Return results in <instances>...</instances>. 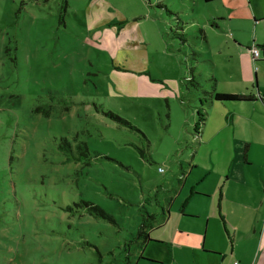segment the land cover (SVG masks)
Wrapping results in <instances>:
<instances>
[{
    "label": "rangeland",
    "instance_id": "374dc122",
    "mask_svg": "<svg viewBox=\"0 0 264 264\" xmlns=\"http://www.w3.org/2000/svg\"><path fill=\"white\" fill-rule=\"evenodd\" d=\"M157 1L0 0V264H218L191 241L229 259L264 213V0H159L185 44Z\"/></svg>",
    "mask_w": 264,
    "mask_h": 264
},
{
    "label": "trees",
    "instance_id": "16d2710c",
    "mask_svg": "<svg viewBox=\"0 0 264 264\" xmlns=\"http://www.w3.org/2000/svg\"><path fill=\"white\" fill-rule=\"evenodd\" d=\"M189 1V0H187ZM205 3H212L215 2L217 0H203ZM247 3L250 2V0H246ZM155 9L158 12V14L160 15V17L162 19H168V33L166 34V37L168 39H171L170 36L172 37V41L175 42L176 39H178L181 44H185V34L182 28V22L179 20V18L172 12L170 11L167 6H165L162 2H160L159 0L157 1L156 5H155ZM164 19V20H165ZM217 29V27H216ZM204 42L206 44L205 38ZM257 49H262L264 50V45L262 47H255ZM248 51H250V49H248ZM185 61L186 64L188 66V68H190V63L188 61V58L185 57ZM257 62H264V60H255L254 63ZM193 74V70L192 68L189 69V77L185 80V88L188 91V87L190 86L192 88L193 91H195L196 93H198V91L200 90V85L195 81ZM212 81L214 83H216V81L212 78ZM214 89V88H213ZM190 93H192V91H188ZM198 96V94H195ZM210 97H212V95L209 94ZM249 96H244V95H230V94H219V93H214L213 94V102H220V103H226V102H232V101H248ZM119 123L122 124L121 121H118ZM142 135V134H141ZM143 139L146 141L147 146H146V151L147 153L149 152V142H147V140L145 139V137L142 135ZM59 149L61 151H63V153H71V144L66 140V139H62L60 141V146ZM76 150L78 151L80 156H86L89 159V151L87 148L86 143H78L76 145ZM141 153V151H140ZM85 206L87 207V211L89 214H91L92 216L96 217V218H102V219H107L110 220V217L104 213L100 208H98L97 206L93 205V204H85ZM153 213H151V215L147 214V218H145L142 221V224L140 225L137 233L135 235H132V239L130 241V244L132 243V240H136L137 242L139 241L138 244V248L140 250H143L144 247L149 244V243H157L154 241L150 240L149 235H151L152 232H148L150 230H152L151 228V224L146 221V220H152L155 221L153 219ZM127 258V257H126ZM141 259V257L139 258Z\"/></svg>",
    "mask_w": 264,
    "mask_h": 264
},
{
    "label": "crops",
    "instance_id": "0c3cea01",
    "mask_svg": "<svg viewBox=\"0 0 264 264\" xmlns=\"http://www.w3.org/2000/svg\"><path fill=\"white\" fill-rule=\"evenodd\" d=\"M253 89L257 90L256 84H253ZM190 94V92H188ZM230 95H238L237 93H230ZM211 98V97H209ZM255 102V98L251 95L249 96L248 101H232V102H226V103H220V102H213L211 101V107L215 105H222V106H230L235 103H245V104H251ZM197 146H199V143H197ZM247 148L248 145H244V161L247 159ZM195 195V194H194ZM204 198H207L204 196ZM182 211V210H180ZM263 212V211H262ZM169 216V213H167ZM186 219H196L194 217H183ZM239 220L232 222L233 231L231 233L230 238L232 241L233 246V255L229 259H224L225 255H219L214 253H207L202 250V243L199 245L196 240H192L190 243V250L193 255L194 252L199 253V248L201 249L200 253L205 255H212L215 257H218V264H264V213L260 215V217L253 219H246V218H238ZM227 225L229 228L231 220L227 218ZM226 225V222H225ZM232 230V228H231ZM204 236V235H203ZM202 236V237H203ZM203 241V238H202ZM154 244H161V243H154Z\"/></svg>",
    "mask_w": 264,
    "mask_h": 264
},
{
    "label": "built area",
    "instance_id": "2783aa9c",
    "mask_svg": "<svg viewBox=\"0 0 264 264\" xmlns=\"http://www.w3.org/2000/svg\"><path fill=\"white\" fill-rule=\"evenodd\" d=\"M251 54V59L253 60V62L255 60H264V50H260L257 48H252L251 51H249ZM264 98V95L262 96ZM159 172H162L161 169L158 170ZM234 264H238V263H234Z\"/></svg>",
    "mask_w": 264,
    "mask_h": 264
},
{
    "label": "flooded vegetation",
    "instance_id": "af4514ba",
    "mask_svg": "<svg viewBox=\"0 0 264 264\" xmlns=\"http://www.w3.org/2000/svg\"><path fill=\"white\" fill-rule=\"evenodd\" d=\"M153 219L156 220L157 219V216L156 215H153Z\"/></svg>",
    "mask_w": 264,
    "mask_h": 264
}]
</instances>
